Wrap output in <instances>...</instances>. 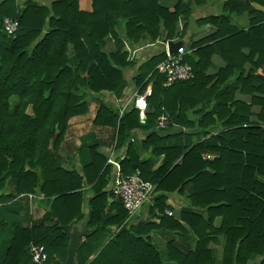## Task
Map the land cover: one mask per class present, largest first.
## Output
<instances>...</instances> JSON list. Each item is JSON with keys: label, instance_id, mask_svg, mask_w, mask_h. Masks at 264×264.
<instances>
[{"label": "trees", "instance_id": "16d2710c", "mask_svg": "<svg viewBox=\"0 0 264 264\" xmlns=\"http://www.w3.org/2000/svg\"><path fill=\"white\" fill-rule=\"evenodd\" d=\"M193 1L200 5L208 0ZM252 3L264 7L263 0H225L221 14L196 20L215 33L187 44L191 55L185 53L182 62L192 68L190 81L163 88L156 67L165 54L149 59L134 84L141 86L151 73L137 93L152 81L145 98L150 113L140 118L132 106L118 117L117 109L101 105L94 120L98 126L113 122L116 149L133 132L145 134L143 147L151 149L152 157L138 161L129 145L120 173L130 176L138 171L155 187L151 210L159 215V224L152 227L193 236V251L184 254L168 248L171 253L164 259L128 224L100 248L106 228L120 226L127 214L112 196L116 215L111 223L105 215L100 218L107 195L98 190L86 200V224L95 230L78 247L75 264H250L254 257H259L256 264H264V72L253 75L243 70L254 56L255 67L264 65V13ZM183 9L182 0L172 13L157 0H91L88 13L79 9L78 0H0V202L40 194L43 199L36 200L37 205L46 207L42 218L30 225L22 226L13 216L0 264H32L26 253L29 245L44 247V264L65 261L68 230L85 216L82 178L87 179L86 171L93 172L100 186L109 173L104 168L107 157L94 151L81 174L62 168L59 144L68 123L87 111L85 99L90 95L123 96L127 82L121 70L130 65L124 43L183 37L186 26L180 34L175 31L180 15L188 12ZM243 13L250 16L246 29L227 22L228 16ZM5 18L18 23L12 37L3 32ZM106 38L116 45L114 53L105 50ZM247 44L245 57L240 52ZM214 53L225 67L209 85L213 78L205 71ZM236 92L249 95L251 103L235 100ZM13 97L17 106L9 104ZM255 106L257 112L252 111ZM194 113L198 118H188ZM162 114L168 119L166 130L155 128ZM153 162H159L156 169ZM174 192L190 203L181 207L177 219L164 213V203ZM3 228L6 224L0 220ZM210 243L220 247L219 260Z\"/></svg>", "mask_w": 264, "mask_h": 264}, {"label": "crops", "instance_id": "0c3cea01", "mask_svg": "<svg viewBox=\"0 0 264 264\" xmlns=\"http://www.w3.org/2000/svg\"><path fill=\"white\" fill-rule=\"evenodd\" d=\"M16 1L18 3H23L26 0ZM178 1L179 0H157L158 4L161 7L167 9L170 13L174 11L175 5L178 3ZM224 2L225 0H208L203 4L196 5L195 1L193 0H182V5L184 7L183 10L187 8L186 11H188V15L187 13L185 16L180 15L179 20L176 23L175 31L176 33L180 34L182 33L183 26H186L184 36H180L181 38H174L168 42H182L184 45L182 48L185 49L186 53H189L188 55L190 56L191 53L189 51H191V49H189L187 46L188 43H197L215 33V29L209 27V25H197L196 20L211 16H218L221 14V7L223 6ZM78 6L81 11L88 13L91 10V0H78ZM251 7L261 13H264V7L259 3H252ZM249 19L250 16H248L246 13H243L239 14L238 16H228L227 22L231 25H238L243 27V29H246L249 25ZM262 38H264V35ZM248 44L247 46H244L240 52L245 57H248L249 55ZM105 50L111 53H114L117 50L116 45L110 38L105 39ZM123 51L127 53V61L130 63L127 68L121 70L122 77L127 82L123 96L115 99L112 96H108V94H104V96H101V98L97 95H90L85 99L87 111L81 116L73 117L69 121L62 142L59 144L58 156L62 162V168L65 170H76L79 172V174H81L83 171V167L91 161L93 151L96 153H101L107 157L104 168L107 166L109 173L105 176L100 186L96 184L97 179H94L93 172L90 171H86L87 179L83 177L81 181V198L83 200L81 209L85 216L80 221L74 222L68 230V232L71 234L73 232L80 233L82 231H87V234L79 238L77 249L85 240V238L95 230V227H88L86 224L88 214V205L86 200L94 198L98 190H100L98 192L99 195H107L106 205L103 208L100 218L105 215L107 220L111 223V218L116 215V210L111 209V206L113 205L111 198V182L115 172L118 170L120 173V163L126 156L128 146H132L134 152L133 154L138 161L147 160L152 157L151 149H145L143 147V143L146 139L144 133L138 131L133 132L135 134L129 136L124 141V143L116 149V129L111 126L113 125V122L108 120V124L106 126H98L94 121L101 105L105 106L107 109L111 107L117 109L118 117H120L124 111L129 110L132 106L134 107L133 103L136 95H138V90L143 84L146 83V81H148L151 73H149L143 79L141 86L139 87H136L134 81L139 77L140 72L143 69L147 70L145 67L151 57L163 54V52L166 57L167 42H152L146 38L138 41L136 44L124 43ZM256 59L257 56H254L251 63H246L243 66L245 74H247V72H253V75H262V72H264V65L261 67H255L253 64L255 63ZM209 63L210 64L205 71V75L213 78L212 82L209 84L211 85L216 80L215 76L217 75V71L224 69L225 63L216 53L212 54ZM151 87L152 81L147 82L141 94L149 96ZM234 99L245 104L251 103V97L249 95H244L239 92L235 93ZM134 109L136 108L134 107ZM252 109V111L257 112L259 108L255 106ZM136 110L139 112L140 118H142L144 114L150 113L152 111L148 105H146L145 110L142 112L138 109ZM25 113L30 115L32 113L31 108L27 107ZM160 116L165 115L162 114ZM187 116L190 119L198 118L197 113H194L193 115L188 114ZM178 130L182 131L180 128H178ZM212 132H215V130ZM196 142L197 138L193 137L191 139V143L195 144ZM210 158L211 157L208 159ZM109 160L113 161L116 165L109 164ZM159 162H153V169H156ZM136 172L138 171H135L134 173ZM102 198H104V196ZM155 198L156 196L152 195L149 204L144 206V208L132 220L128 221L126 217L120 226L109 225L106 228L107 234L105 235L100 248L104 246L114 234H116L121 226L128 224L132 228H136V235L139 237V239H146V241L149 242L153 248L155 247L158 249L164 259L168 258V253H171L168 248L175 249L178 252L184 254L193 251L196 242L193 236L188 235L186 232H183L182 234L171 232L168 231L169 228L168 230H158V228L155 229L152 227L153 225L156 226L159 224V215L157 216V212H152L151 210L152 202L155 200ZM42 199V195L37 194L35 196L27 195L26 198H22L21 200H18L14 203L10 200H4L0 202V220L6 224V228H3L2 230L0 229V254L3 251L5 240L8 237L7 231L9 225L13 221V216H17V221L22 226L30 225L33 221L41 219L46 212V207L43 205L38 206L37 204L39 201L36 200L42 201ZM164 205L166 206V210L164 211L165 215L166 212H169L171 213L172 218L177 219L181 207L189 206L190 203L184 197V195L174 192L168 196ZM179 223H181L185 231L188 230V227L185 224H183L181 221H179ZM219 224L220 218H216L214 226L218 228ZM208 247L209 249L215 250V259L219 260L220 247L214 243H210ZM76 252L73 256V264H75ZM258 259L259 257L251 258L250 264H256ZM60 262L63 263L62 261Z\"/></svg>", "mask_w": 264, "mask_h": 264}, {"label": "built area", "instance_id": "2783aa9c", "mask_svg": "<svg viewBox=\"0 0 264 264\" xmlns=\"http://www.w3.org/2000/svg\"><path fill=\"white\" fill-rule=\"evenodd\" d=\"M3 32L7 36H14L18 30V23L11 19H3ZM186 53L185 49L180 48L175 53H166L165 59L156 67L157 72L163 77V88H168L178 82L190 81L193 77V71L190 65L182 62V56ZM145 94H138L134 100V107L139 111L146 108ZM168 119L166 116H160L156 120L158 130H166ZM109 164L116 165L109 160ZM155 187L141 179L138 172L130 176H122L117 170L112 177L111 194L114 200L118 201L127 214V220H132L143 208L148 205L154 193ZM167 216L171 213L166 212ZM27 256L32 264H44L47 255L43 246L29 245L26 250Z\"/></svg>", "mask_w": 264, "mask_h": 264}, {"label": "water", "instance_id": "95a60500", "mask_svg": "<svg viewBox=\"0 0 264 264\" xmlns=\"http://www.w3.org/2000/svg\"><path fill=\"white\" fill-rule=\"evenodd\" d=\"M183 46L182 42H167V51L169 54H172ZM85 234H87V231H82L80 233L73 232L72 234L68 232L69 241L67 244L65 261L61 263L59 260H54L51 264H73V256L79 244V238Z\"/></svg>", "mask_w": 264, "mask_h": 264}, {"label": "rangeland", "instance_id": "374dc122", "mask_svg": "<svg viewBox=\"0 0 264 264\" xmlns=\"http://www.w3.org/2000/svg\"><path fill=\"white\" fill-rule=\"evenodd\" d=\"M18 103H19L18 100L16 98H14V97L13 98H10V100H9V104L12 105V106H17ZM206 158H209V156L206 157Z\"/></svg>", "mask_w": 264, "mask_h": 264}]
</instances>
